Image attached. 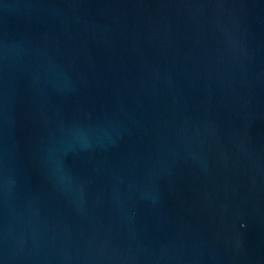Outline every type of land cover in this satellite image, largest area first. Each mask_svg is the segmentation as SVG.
<instances>
[{"label":"water","instance_id":"95a60500","mask_svg":"<svg viewBox=\"0 0 264 264\" xmlns=\"http://www.w3.org/2000/svg\"><path fill=\"white\" fill-rule=\"evenodd\" d=\"M0 264H264V0H0Z\"/></svg>","mask_w":264,"mask_h":264}]
</instances>
